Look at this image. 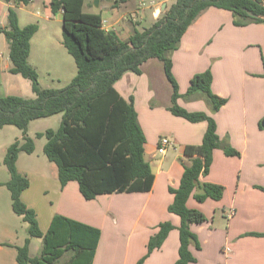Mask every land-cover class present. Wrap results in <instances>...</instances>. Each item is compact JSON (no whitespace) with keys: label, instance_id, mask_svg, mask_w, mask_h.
<instances>
[{"label":"trees","instance_id":"1","mask_svg":"<svg viewBox=\"0 0 264 264\" xmlns=\"http://www.w3.org/2000/svg\"><path fill=\"white\" fill-rule=\"evenodd\" d=\"M50 6L55 14L62 11L63 44L77 65L76 75L63 88L41 87L39 72L29 63L31 40L38 25L21 26L14 6L8 8V25H0V32L9 44L10 72L29 79L35 94L30 98L0 97V127L14 125L23 133L21 140L8 147L3 159L11 176L4 184L11 191L13 209L28 224L29 236L17 247L19 264H54L68 251L73 256L64 264H92L101 237L99 228L62 214H55L44 232L36 210L23 200L22 193L29 188L30 180L19 172L17 160L20 152L35 151V142L28 135L32 120L63 115L58 129L37 133L38 137H46L44 152L56 163L62 187L77 181L86 199L103 193L152 189L155 174L145 159L146 136L137 110L133 101L125 99L115 87L125 72L140 74L143 63L151 58L163 61L173 86L170 111L189 122L208 124L199 144L185 145V154L192 158L185 164L179 187H170L174 201L169 211L181 218V243L175 264L196 261L191 246L201 248V244L191 224L203 223L208 217L202 210L189 207L188 200L191 196L199 202L208 198L220 200L224 186L202 181L201 176L209 173L216 148L222 147L232 156L240 152L221 141L213 115L203 110L190 111L178 103L181 93L170 54L179 47L183 35L203 10L211 6L230 10L237 26L264 23V0H175L152 26L135 28L128 38L121 37L115 29L105 28L101 12L85 11V0H51ZM212 83L213 73L207 69L192 77L186 93L202 92L213 111H217L227 103V98L216 94ZM174 227L171 221L161 222L158 232L149 239L146 255L137 264H143L148 255L160 248ZM31 237L43 241L41 254L35 257L30 255Z\"/></svg>","mask_w":264,"mask_h":264},{"label":"crops","instance_id":"2","mask_svg":"<svg viewBox=\"0 0 264 264\" xmlns=\"http://www.w3.org/2000/svg\"><path fill=\"white\" fill-rule=\"evenodd\" d=\"M7 5L8 8L15 7L11 3ZM116 9L110 8V12L102 15L112 21L107 29L117 30L115 25L122 19ZM225 17L235 27L242 28L244 32H252L256 40L263 35L262 40L256 43L259 51L248 52L244 47L251 45L235 43L216 44L208 48V41L214 38L215 32L224 29ZM233 18L230 10L214 6L203 10L183 35L179 47L170 54L172 72L181 93L178 103L190 111L203 110L213 115L221 141L240 152L232 156L227 155L222 147L216 148L209 173L201 176L202 181L224 186L220 200L215 202L208 198L199 202L193 196L188 200L189 207L202 210L208 217L203 223L191 224L201 248L191 246L196 261L190 264H264V132L259 125L264 116V107L258 106L259 98L264 100V23L252 22L237 26ZM232 30L238 31V28ZM131 34L130 31L123 38ZM35 35L31 40L29 58ZM149 65L156 66L159 73L164 68L162 60L151 58L143 63L141 69ZM10 67L8 44L7 55L0 53V97L10 95L11 90H15L16 79L10 75L18 74L11 73ZM207 69L213 73L212 90L227 98V103L217 111H213L206 96L200 91L188 94L192 101L185 97L192 77ZM131 72L134 73L129 70L125 74ZM115 87L125 98L117 84ZM171 105L170 94L159 106L164 108L163 117L172 124V129L158 128L147 114L141 116L137 110L139 123L146 136L145 159L155 174L149 191L103 193L93 199H86L77 181L61 186L56 163L44 157L35 158V151L20 152L18 170L30 180V186L23 191L22 198L29 207L36 210L41 229L44 232L48 230L55 214L65 215L101 230L92 264H137L146 255L149 239L158 232L159 224L171 221L175 227L162 246L148 255L143 264H175L181 243V218L169 211V205L174 201L170 187H179L185 164L192 158L185 154V145L199 144L208 124L206 121L189 122L174 115L169 109ZM174 125H178L180 131ZM5 126L10 127L9 131L14 136V140L5 143L7 149L14 141L21 140L22 132H17L14 125ZM163 136L173 142L164 154L158 151ZM2 148L4 142L0 141ZM4 166L7 168L0 162V173L6 171V177L0 179V264H19L17 247L23 245L29 236L28 224L13 209L11 191L4 184L11 176ZM35 183L40 184L37 187L39 197L34 188ZM216 206H220L221 216L226 220L222 217L221 220L216 219ZM231 209H235V213L229 215ZM215 221L217 223L213 226ZM33 239L30 238V255L35 257L41 254L43 241L38 253L34 255L31 253ZM72 256V252H66L62 256V264Z\"/></svg>","mask_w":264,"mask_h":264},{"label":"rangeland","instance_id":"3","mask_svg":"<svg viewBox=\"0 0 264 264\" xmlns=\"http://www.w3.org/2000/svg\"><path fill=\"white\" fill-rule=\"evenodd\" d=\"M51 1V0H50ZM50 1L47 0H35L29 4H15V10L19 14V23L21 26H25L31 23L38 25V32L33 40L32 55L29 58V63L34 66L39 72L40 85L43 88H63L68 85L73 77L77 73V65L74 57L69 53L67 48L63 44V15L62 13H53L50 6ZM175 0H99V6L94 5V0H85V11L101 12L102 15H106L110 12V8H115L116 13L122 17L115 27L118 33L125 37L128 32L134 31L135 28L143 30L150 27L153 23L163 16L168 7ZM14 4L13 2H10ZM165 4V5H164ZM104 5L109 6L105 7ZM232 12V11H231ZM229 19V18H228ZM224 29L222 31L217 30L214 38L208 41V48L216 44H229L235 43L238 45H251L244 47L248 49V52L259 51V45L257 41L262 40L263 35L259 36L256 40L252 32H244L242 28L235 27L232 23L227 22V17L223 18ZM112 21L106 23L107 27H110ZM0 25H8V5L6 2L0 3ZM112 26L111 28H113ZM233 28H238V31H233ZM228 31V32H227ZM233 38V41L231 40ZM250 48V49H249ZM4 52L7 55L8 42L4 33L0 32V53ZM164 67V66H163ZM140 74L128 73L117 80L116 84L119 90L124 94L125 98L133 101L136 110H139L142 114H147L152 120L153 124L156 123L158 128L172 129L171 123L165 120L163 117V107H160L162 102L173 93V86L166 75L165 69L157 70L156 66L149 65L141 69ZM15 76L16 87L15 90H11L10 95H18L22 97H34L35 94L32 90L31 81L22 75H10ZM131 76V77H130ZM14 78V77H13ZM183 78H181V81ZM171 90V92H170ZM2 97V96H1ZM188 101H192L189 95L185 96ZM260 107H264V100L259 98ZM138 113V111H137ZM62 113L55 114L49 117L38 118L32 120L28 127V135L33 138L35 142V154L34 157L47 156L44 152V145L46 143V137H38V132H44L48 128L58 129L62 122ZM264 116L261 117L260 126L262 127V121ZM151 123V122H150ZM177 131H180L178 125H174ZM10 127H0V141L4 142V149H0V162L3 164V158L6 154V144L10 140H14L13 134L9 131ZM17 132L21 131L18 127H14ZM23 136V133H22ZM253 137V134H251ZM22 139V137L20 138ZM173 145V144H172ZM24 152V151H22ZM26 153V152H25ZM27 156V155H25ZM7 170V168L4 166ZM1 171V170H0ZM6 171L0 173V179L6 177ZM8 172V171H7ZM37 185V186H36ZM40 184L35 183V190H37ZM40 192H42L40 188ZM218 200H215L217 202ZM216 219L221 220L220 217L226 218L221 214L220 206H216ZM213 223V226L216 225ZM34 242L32 246V252L34 255L38 253L42 246V240L38 237H33ZM69 256V255H68ZM54 264H62V257Z\"/></svg>","mask_w":264,"mask_h":264},{"label":"built area","instance_id":"4","mask_svg":"<svg viewBox=\"0 0 264 264\" xmlns=\"http://www.w3.org/2000/svg\"><path fill=\"white\" fill-rule=\"evenodd\" d=\"M108 22V20L106 18H103V24H104V27L106 28L108 24H106ZM173 142L171 141V139L167 136H163L161 137L160 139V142H159V147H158V151L162 154L166 153L167 152V148L172 145ZM235 213V209H231L229 211V215H232Z\"/></svg>","mask_w":264,"mask_h":264},{"label":"water","instance_id":"5","mask_svg":"<svg viewBox=\"0 0 264 264\" xmlns=\"http://www.w3.org/2000/svg\"><path fill=\"white\" fill-rule=\"evenodd\" d=\"M94 5L96 6V7H98L99 6V0H94ZM165 5V4H164ZM251 15H256V14H254V13H252L251 11H248ZM262 126L264 127V119H263V121H262Z\"/></svg>","mask_w":264,"mask_h":264}]
</instances>
